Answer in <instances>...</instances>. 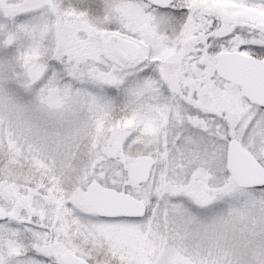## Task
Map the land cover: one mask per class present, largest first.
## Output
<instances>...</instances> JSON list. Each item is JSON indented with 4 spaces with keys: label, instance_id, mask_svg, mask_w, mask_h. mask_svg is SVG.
<instances>
[{
    "label": "snow or ice",
    "instance_id": "snow-or-ice-1",
    "mask_svg": "<svg viewBox=\"0 0 264 264\" xmlns=\"http://www.w3.org/2000/svg\"><path fill=\"white\" fill-rule=\"evenodd\" d=\"M0 264H264V0H0Z\"/></svg>",
    "mask_w": 264,
    "mask_h": 264
}]
</instances>
